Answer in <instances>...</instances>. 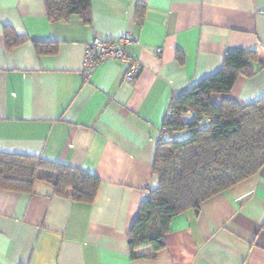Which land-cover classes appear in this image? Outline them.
I'll return each mask as SVG.
<instances>
[{"label":"crops","instance_id":"obj_1","mask_svg":"<svg viewBox=\"0 0 264 264\" xmlns=\"http://www.w3.org/2000/svg\"><path fill=\"white\" fill-rule=\"evenodd\" d=\"M90 1L86 25L49 21L43 0H0V152L100 180L91 203L44 181L30 193L0 189V264H264V165L197 213L174 216L155 258L132 259L127 245L140 203L158 184L153 161L171 98L218 70L233 49L257 51V71L212 94V103L264 95V0ZM5 28L25 39L7 48ZM125 32L137 36L126 47L139 66L134 79L113 60L86 77V43ZM33 41L53 52L38 53Z\"/></svg>","mask_w":264,"mask_h":264},{"label":"trees","instance_id":"obj_2","mask_svg":"<svg viewBox=\"0 0 264 264\" xmlns=\"http://www.w3.org/2000/svg\"><path fill=\"white\" fill-rule=\"evenodd\" d=\"M43 2L51 22L76 17L86 25L91 23L90 0ZM143 12L144 5L137 3L139 20ZM4 37L7 48L25 39L8 28ZM32 43L38 53L53 52L54 47L46 42ZM258 62L257 51L229 50L218 70L171 98L153 161L158 184L140 203L127 233L132 259L155 258L166 247L174 216L186 210L197 213L205 200L256 174L264 165V95L245 105L226 98L219 104L211 101L212 94L228 93L239 75L252 76ZM178 132H185V137H176ZM37 181L82 203L94 200L100 184L98 177L77 167L0 152V189L30 193Z\"/></svg>","mask_w":264,"mask_h":264},{"label":"built area","instance_id":"obj_3","mask_svg":"<svg viewBox=\"0 0 264 264\" xmlns=\"http://www.w3.org/2000/svg\"><path fill=\"white\" fill-rule=\"evenodd\" d=\"M136 41L137 36L129 32L122 33L118 37L110 39L93 37L85 45L82 73L86 77H89L92 71L101 64L113 60L124 63V79L128 82L132 81L138 72L139 66L134 57L127 51L126 47ZM160 50L161 48L158 47L156 52H160ZM186 115L189 116L190 112L187 111ZM163 130L164 127L162 126L160 132Z\"/></svg>","mask_w":264,"mask_h":264},{"label":"rangeland","instance_id":"obj_4","mask_svg":"<svg viewBox=\"0 0 264 264\" xmlns=\"http://www.w3.org/2000/svg\"><path fill=\"white\" fill-rule=\"evenodd\" d=\"M185 135H186L185 132H178L175 136L182 138V137H185Z\"/></svg>","mask_w":264,"mask_h":264}]
</instances>
